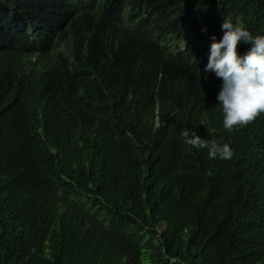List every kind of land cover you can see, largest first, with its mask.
I'll use <instances>...</instances> for the list:
<instances>
[{
  "label": "trees",
  "instance_id": "16d2710c",
  "mask_svg": "<svg viewBox=\"0 0 264 264\" xmlns=\"http://www.w3.org/2000/svg\"><path fill=\"white\" fill-rule=\"evenodd\" d=\"M1 1L0 16L7 4ZM145 1L169 3L186 17L194 14L196 29L206 34L210 28L218 40L223 20L264 35V0ZM72 21L79 24L81 16ZM91 29L82 21L64 41ZM249 47L239 43L238 52ZM124 77L123 83L120 73L113 75L107 80L111 88L101 87L89 125L79 126L71 141L47 137L27 150L16 137L14 158L0 164V264H126L130 257L138 264H264V223L257 220L264 201L236 177L254 175L239 156L245 137L237 140L234 163L220 170L221 161L207 158L204 149L185 152L181 163L173 164L167 153L154 150L160 131L183 116L178 98L168 85L149 91L143 79ZM0 82V90L11 88L6 79ZM4 132L0 123V137ZM26 151L28 159L22 160ZM17 165L46 179L41 198L13 188ZM78 196H88L98 215H112L125 227L114 231L112 240L84 234L73 222L82 215L72 204Z\"/></svg>",
  "mask_w": 264,
  "mask_h": 264
},
{
  "label": "clouds",
  "instance_id": "9594fccd",
  "mask_svg": "<svg viewBox=\"0 0 264 264\" xmlns=\"http://www.w3.org/2000/svg\"><path fill=\"white\" fill-rule=\"evenodd\" d=\"M5 3L0 16V77L11 88L0 90V123L5 125L0 164L14 158L16 137L27 150L47 137L71 141L79 126L89 125L101 87L111 88L107 80L120 73L123 83L124 75L143 79L149 91L168 85L180 102L183 116L160 131L154 153H167L171 163L180 164L185 152L204 149L207 158L221 161L220 170L234 163L235 146L243 135L244 154L239 156L254 175L236 177L264 201V35L253 36L243 23L223 20L218 40L210 28L206 34L196 29L194 14L186 17L162 1ZM75 15L81 16L79 24L72 21ZM82 21L92 26L90 32L64 41ZM239 43L250 47L240 54ZM88 48L95 58H90ZM127 134L132 135L130 128ZM27 159L28 151L22 160ZM12 168L18 178L14 189L28 198L44 195L46 179L31 176L19 165ZM72 202L82 212L73 222L88 236L112 240L114 231L125 227L112 215H98L88 196ZM257 220L264 223L261 209ZM126 264L138 263L130 257Z\"/></svg>",
  "mask_w": 264,
  "mask_h": 264
},
{
  "label": "bare ground",
  "instance_id": "6f19581e",
  "mask_svg": "<svg viewBox=\"0 0 264 264\" xmlns=\"http://www.w3.org/2000/svg\"><path fill=\"white\" fill-rule=\"evenodd\" d=\"M106 113V112H105ZM177 115V114H176ZM170 117V116H169ZM177 117V116H176ZM124 126V125H123ZM48 184V183H47ZM55 184V183H54ZM55 186V185H54ZM59 191V190H58ZM48 201V200H47ZM65 204V203H64ZM68 204V203H67ZM75 206V205H74Z\"/></svg>",
  "mask_w": 264,
  "mask_h": 264
}]
</instances>
